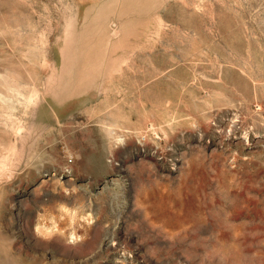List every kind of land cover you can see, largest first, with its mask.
Returning <instances> with one entry per match:
<instances>
[{"label": "rangeland", "instance_id": "obj_1", "mask_svg": "<svg viewBox=\"0 0 264 264\" xmlns=\"http://www.w3.org/2000/svg\"><path fill=\"white\" fill-rule=\"evenodd\" d=\"M0 264H264V0H0Z\"/></svg>", "mask_w": 264, "mask_h": 264}, {"label": "clouds", "instance_id": "obj_2", "mask_svg": "<svg viewBox=\"0 0 264 264\" xmlns=\"http://www.w3.org/2000/svg\"><path fill=\"white\" fill-rule=\"evenodd\" d=\"M60 211L67 214L69 217L72 218V222L75 223V218L79 217L81 220H85L88 222H91V214L89 213L86 216H80L79 215V209L78 208H71L70 206L67 205H61ZM35 231L39 232V227L35 226ZM63 234V233H61ZM54 235H51L49 237H47V239L51 240L54 239ZM84 240V237L82 235H77V234H73L71 235L70 239H69V243H77V242H82Z\"/></svg>", "mask_w": 264, "mask_h": 264}, {"label": "bare ground", "instance_id": "obj_3", "mask_svg": "<svg viewBox=\"0 0 264 264\" xmlns=\"http://www.w3.org/2000/svg\"><path fill=\"white\" fill-rule=\"evenodd\" d=\"M232 129H233V131H234V129H235V125L234 126H232ZM110 241H108L107 243H109Z\"/></svg>", "mask_w": 264, "mask_h": 264}]
</instances>
